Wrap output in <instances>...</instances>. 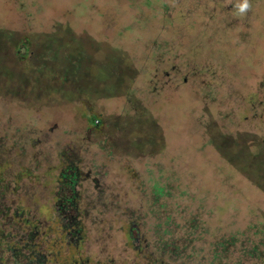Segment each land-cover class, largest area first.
Returning a JSON list of instances; mask_svg holds the SVG:
<instances>
[{"label":"rangeland","instance_id":"374dc122","mask_svg":"<svg viewBox=\"0 0 264 264\" xmlns=\"http://www.w3.org/2000/svg\"><path fill=\"white\" fill-rule=\"evenodd\" d=\"M238 2L0 0V127L44 264H147L165 238L209 264L246 230L264 251V0Z\"/></svg>","mask_w":264,"mask_h":264},{"label":"trees","instance_id":"16d2710c","mask_svg":"<svg viewBox=\"0 0 264 264\" xmlns=\"http://www.w3.org/2000/svg\"><path fill=\"white\" fill-rule=\"evenodd\" d=\"M4 72V71H3ZM2 87L0 85V106L2 101ZM15 94V93H13ZM1 126V115H0ZM16 134L12 130L6 133L0 127V264H44L46 254H43V247L35 241V235H32V228L41 225L38 217H35L34 209L38 198L33 193H20L15 189L20 188V175L26 172L31 175L33 173L31 167L23 165H15V156L20 152V145L17 142ZM33 136H29L28 142H32ZM65 178L66 174L62 173L60 178ZM75 176H73L74 180ZM74 184V181H72ZM74 185L72 186V188ZM62 190V189H60ZM72 192H74L72 190ZM74 195L70 197L60 194V202L62 205L72 203ZM65 201V202H64ZM21 202L22 204H19ZM73 204H71L72 206ZM24 224H31L29 229L21 232L20 227ZM257 231L252 233L246 230L245 235L231 234L226 240L212 244V259L209 264H264V251L259 247L262 241H254L250 236L254 237ZM43 236V234H41ZM133 241L134 239L129 236ZM172 240V239H171ZM165 238L159 246L162 252L167 255H149V261L153 264H187L186 258L180 259L175 257L177 252L170 245H174L175 240L171 241ZM250 245H247L246 242ZM173 242V244L171 243ZM164 243L170 244L168 249ZM187 244L184 242L180 251L184 250ZM140 249L145 245L138 246ZM221 247V248H219ZM137 248V245L135 246ZM138 248V249H139ZM221 249V250H220ZM262 252V255L259 253ZM182 254V253H181ZM180 254V255H181ZM190 256V254H187ZM79 264H87V259H83Z\"/></svg>","mask_w":264,"mask_h":264},{"label":"clouds","instance_id":"9594fccd","mask_svg":"<svg viewBox=\"0 0 264 264\" xmlns=\"http://www.w3.org/2000/svg\"><path fill=\"white\" fill-rule=\"evenodd\" d=\"M235 7L240 14H244L250 7L249 0H240Z\"/></svg>","mask_w":264,"mask_h":264}]
</instances>
